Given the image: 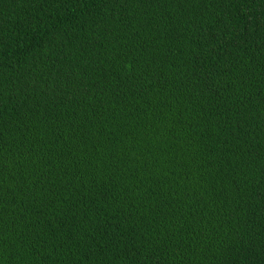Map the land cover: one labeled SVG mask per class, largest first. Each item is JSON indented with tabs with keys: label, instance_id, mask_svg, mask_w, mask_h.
Returning a JSON list of instances; mask_svg holds the SVG:
<instances>
[{
	"label": "trees",
	"instance_id": "obj_1",
	"mask_svg": "<svg viewBox=\"0 0 264 264\" xmlns=\"http://www.w3.org/2000/svg\"><path fill=\"white\" fill-rule=\"evenodd\" d=\"M0 264H264V0H0Z\"/></svg>",
	"mask_w": 264,
	"mask_h": 264
}]
</instances>
